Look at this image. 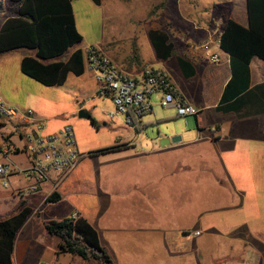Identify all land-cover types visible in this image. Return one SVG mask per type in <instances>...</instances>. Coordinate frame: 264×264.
Segmentation results:
<instances>
[{
  "label": "rangeland",
  "instance_id": "obj_1",
  "mask_svg": "<svg viewBox=\"0 0 264 264\" xmlns=\"http://www.w3.org/2000/svg\"><path fill=\"white\" fill-rule=\"evenodd\" d=\"M162 2L103 0V5L97 6L91 0L74 1L77 29L83 41L63 58L76 49L95 47L110 52L113 62L123 67L165 69L176 82V63L156 57L149 31H166L173 42L187 48L186 43L194 44L203 38L195 25L209 26L214 21L223 27L236 4L243 8L246 5V0ZM8 3L11 2L5 0V5ZM23 52L10 57L11 73L15 67L22 81L12 78L9 87L19 89L20 99L27 104L25 109L40 116L46 126L44 136L71 127L81 155L76 168L60 182L62 200L51 205L52 215L60 219L79 212L90 220L100 229L101 241L115 264H251L256 259L252 250L255 246L264 264L263 136L238 128L230 136L237 144L235 150L196 141L195 118H179L176 110L174 113L162 108L160 94L152 97L153 113L138 120L140 129L136 130L117 111L112 97L97 83L96 73L87 63L83 75L71 74L64 85L45 87L21 72L18 58ZM8 84L3 83L5 88ZM22 92L30 96L24 97ZM167 114L176 119L160 124V115ZM174 133L192 143L163 149L161 138H169L174 146ZM129 143L132 147L125 150L137 151L90 156ZM146 150L181 151L144 159L130 157ZM8 160L27 167L24 155H10ZM8 160L0 155V163ZM7 181L9 189L4 190L0 179L1 192L28 184L23 175H11ZM185 229L191 236L183 234ZM166 231L179 234L168 236ZM166 238L173 239V244L167 245L163 241ZM247 238L254 247L242 256L238 247Z\"/></svg>",
  "mask_w": 264,
  "mask_h": 264
},
{
  "label": "crops",
  "instance_id": "obj_2",
  "mask_svg": "<svg viewBox=\"0 0 264 264\" xmlns=\"http://www.w3.org/2000/svg\"><path fill=\"white\" fill-rule=\"evenodd\" d=\"M102 5H103V0H102ZM4 6L6 8V13L0 18V26L8 17H11L16 12L14 7L12 6V3L10 4L8 3L5 5V0H4ZM72 6L75 15V7L73 3ZM75 19H76V15H75ZM228 19H233L242 26L248 27L249 22H248L246 5L245 8H243L239 4L238 5L236 4V6L233 7V9L231 10V15ZM209 26L195 25L194 26L196 27L195 31L198 30L202 34L203 38L201 40L195 41L194 44L186 43L187 48L182 43L173 42L175 46V52L177 54L176 56L174 54L171 59L177 65L176 68H177L178 77L176 78V82H173L171 75L167 70L161 69L158 71L163 72L169 76L170 81L172 82L177 93L182 97L184 102L198 109L199 115L193 116L195 118L196 129H197L196 141H203V142L205 141L215 145L222 144L225 150H235L237 148V144L233 142L234 139H231L230 136H232V134L238 128H242V130L246 128L250 133L264 137V61L255 58L251 62L250 85L247 91L242 93L239 97L231 99L222 105L221 101L224 92L233 78V70L231 67L230 56L224 53L223 51H221L219 47V39L224 26L219 27L218 23H215L214 21H212V25ZM76 27H77V21H76ZM179 41L182 42V40ZM26 53L27 52H23V54L18 58L19 67L21 65V60ZM106 53L112 59L111 53L110 52L109 53L106 52ZM12 55L13 53L0 57V96L3 98V100L6 103L18 108L20 111H25L26 110L25 107L27 106V104L20 99L19 89L13 87V85L11 88L9 87L10 84H8L9 82L12 81V78H16L17 80L22 81V78H20L19 74H17V72L15 71V67L14 70H12L13 74L11 73L10 57ZM211 55L218 56L220 62L218 64H212L209 60V57ZM114 62L118 67L120 66L116 61ZM119 68L125 73L132 76H136L140 74L142 71L138 69L137 70L131 69L130 66L127 67L120 66ZM4 81H6L8 84L7 88H5L3 85ZM23 95L24 97L30 96L29 92L23 93ZM167 109L171 110L174 113L176 110L174 107ZM37 116L40 117L38 114ZM170 116H171L170 114H167L166 116L160 115V117L158 118L159 123L167 124L172 120L176 119ZM14 124L12 123V125L9 124V125L0 126V128L3 130L0 132V140L2 136L8 135L12 140V142L14 143V145L18 147V150L11 155L12 156L24 155L21 151H19L23 146V141H21L19 139V136H17V133L15 132ZM185 124L187 125V121L185 122ZM174 134H175L173 137L174 146L171 144L169 138H161L160 144L163 149H171L173 147L178 148L192 143V141L186 140L187 137L184 139L183 136L178 135L176 133ZM15 139L19 140L20 143L17 144L14 141ZM129 145L132 147L130 143ZM124 151L132 152L137 150H124ZM178 151L181 150H146L141 154L135 152V154H132L130 157L139 156L144 159L150 155H155V154L162 155L164 153H171ZM178 164H177L178 165L177 168H179V170L182 171L181 163ZM28 185L29 182L28 184L24 186H20L16 188V190H12L10 192L0 191V196L10 197L12 193L15 194L17 190L24 189ZM59 187L57 188L56 192H58L61 195V193L59 192ZM3 189L7 190L5 188ZM50 189L51 186L49 184H45L42 186V190L38 194L26 198L17 197L11 209L6 211H0V218H7L10 217L11 215L18 213L24 207H28L32 210V213L30 214L28 220L26 221V223L23 225V227L20 229V231L16 236L14 251L12 255L13 264H38V263L85 264L79 258H75L65 254L58 255V251L60 247L59 239L48 235L45 231L44 228L45 221L53 220V219L60 220V219L69 218V217H64L58 219L56 216L51 214L50 211L51 205H55L57 203L55 204L46 203V195ZM78 214L80 217L81 214L79 212ZM87 221L98 231L101 241V236L99 231L100 229H98L97 226L95 227L90 220L87 219ZM238 231L234 233L238 235ZM182 232L183 234H185V236L191 234L189 233L190 231L186 229L185 231ZM250 232L251 231H248V234L252 236V232L251 233ZM166 233L168 236H174L178 233V231H166ZM247 240L248 238L245 239L242 243H240L238 247L239 253H241L242 256L246 251H248V249L254 247V245H252L251 243H247ZM163 241H167L168 242V244L166 243L167 245L173 244L174 242L173 239L170 240L169 238L163 239ZM101 244L103 245L102 241ZM252 250L255 251L256 259L255 262L251 264H262L263 262L261 258L262 254L258 253L261 251H258L256 246L255 249ZM224 260H228V259L224 257ZM238 261H240V259L237 260L236 262ZM225 262L228 261H224V264H226ZM214 264H223V263H219L217 261Z\"/></svg>",
  "mask_w": 264,
  "mask_h": 264
},
{
  "label": "trees",
  "instance_id": "obj_3",
  "mask_svg": "<svg viewBox=\"0 0 264 264\" xmlns=\"http://www.w3.org/2000/svg\"><path fill=\"white\" fill-rule=\"evenodd\" d=\"M15 9L0 26V57L24 50L21 72L45 87H57L66 83L69 75L81 76L86 71L84 51L76 49L64 59V54L82 43L83 37L76 27L72 3L76 0H8ZM101 6L102 0H91ZM164 5L168 0H162ZM248 27L228 19L222 30L219 47L231 59L233 78L228 84L221 104L239 97L250 85V64L258 58L264 61V0H246ZM6 13L4 0H0V18ZM148 37L158 59L168 61L175 52L170 35L163 30H150ZM93 125L97 122L91 119ZM135 129L139 130L135 120ZM131 146L116 145L91 153L90 156L107 155L124 151ZM16 194L0 196V211L12 208ZM62 200L53 192L46 203ZM32 210L24 207L18 213L0 218V264H13L15 239L28 220ZM48 235L60 241L58 255L79 258L85 264H115L101 244L98 231L80 216L44 223Z\"/></svg>",
  "mask_w": 264,
  "mask_h": 264
},
{
  "label": "built area",
  "instance_id": "obj_4",
  "mask_svg": "<svg viewBox=\"0 0 264 264\" xmlns=\"http://www.w3.org/2000/svg\"><path fill=\"white\" fill-rule=\"evenodd\" d=\"M84 56L89 68L96 73L97 83L106 88L105 92L112 97L117 111L126 116L132 127L135 128V120L153 113L152 97L155 94L161 95L162 108L174 107L180 118L199 115L197 108L184 102L167 74L144 68L136 76L129 75L106 52L95 47L86 48ZM209 60L212 64L220 62L216 55H211ZM12 123H16L15 132L23 141L19 151L24 154L27 167L21 168L8 160V156L14 154L18 147L8 135L2 136L0 155L8 160L0 163L2 186L8 189L7 180L11 175H23L28 179L29 185L17 190L16 196L26 198L36 195L41 192L43 185L49 184L51 189L47 192V199L57 191L61 180L76 168L81 159L73 129L67 126L58 133L44 136L46 126L34 111H20L0 96V126ZM52 173L57 175L56 178H51ZM71 217L78 219L79 214L74 212Z\"/></svg>",
  "mask_w": 264,
  "mask_h": 264
},
{
  "label": "water",
  "instance_id": "obj_5",
  "mask_svg": "<svg viewBox=\"0 0 264 264\" xmlns=\"http://www.w3.org/2000/svg\"><path fill=\"white\" fill-rule=\"evenodd\" d=\"M81 116H83V114H81Z\"/></svg>",
  "mask_w": 264,
  "mask_h": 264
}]
</instances>
